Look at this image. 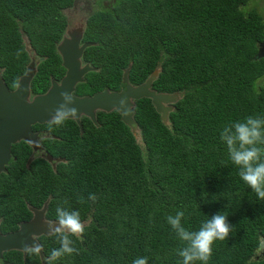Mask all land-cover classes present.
I'll return each mask as SVG.
<instances>
[{"label":"trees","instance_id":"16d2710c","mask_svg":"<svg viewBox=\"0 0 264 264\" xmlns=\"http://www.w3.org/2000/svg\"><path fill=\"white\" fill-rule=\"evenodd\" d=\"M250 1L0 0V67L10 87L25 65L18 61L25 56L23 37L46 57L36 93L48 88V76H64L56 46L72 26L67 12L92 2L78 23L81 43L92 44L81 61L95 70L77 94L120 91L130 66L131 84L160 69L152 89L179 97L168 127L142 99L135 102V136L116 112H98V125L83 122L82 133L71 121L49 132L58 137L43 143L51 162L35 159L26 167L31 147L13 148L16 160L0 177L1 231L27 220V206L50 200V219L67 201L64 206L88 223L83 236L73 238L78 254L56 264H132L137 257L178 264L183 244L167 216L184 211L181 223L197 231L205 219L226 212L232 228L226 240L213 243L208 264H264V202L239 179L220 140L225 125L264 118V58L254 60L264 20ZM40 240L45 258L59 247L50 237ZM38 258L10 252L0 264H40Z\"/></svg>","mask_w":264,"mask_h":264},{"label":"water","instance_id":"95a60500","mask_svg":"<svg viewBox=\"0 0 264 264\" xmlns=\"http://www.w3.org/2000/svg\"><path fill=\"white\" fill-rule=\"evenodd\" d=\"M74 31L78 35L75 36L76 40L71 39L74 38L71 36ZM68 34L57 46L65 75L60 82L50 81L46 93L33 97L30 89V76L18 80L10 89L0 72V173L6 171L5 167L10 160L13 145L23 141L33 149L39 148L36 142L37 135L32 131V127L48 123L53 112L62 102L60 97L62 92L70 93L73 97L71 107L77 109V118L73 120L81 131L82 125L79 121L81 116L87 117L93 125L97 126L96 114L98 112H116L120 116V121L134 136L139 134L138 124L134 120V108L135 102L142 99L150 100L155 112L160 115L161 122L169 126L168 116L173 112V106L179 97L176 94L157 93L152 89L153 83L158 79L160 69L154 70L143 83L133 85L129 81V66L122 73L123 90L121 89L119 92L104 90L89 98L75 97L73 93L76 86L83 83L85 74L94 71L89 65H83L81 61L84 50L92 44H80L84 34V26L81 23L75 25ZM258 46L257 54L254 57L255 61L264 58V49L258 48ZM260 46H264V41ZM136 139L138 138L136 137ZM46 209V203L40 210H36L38 212L35 210L32 212L33 209H31L34 215L29 223H24L14 233L5 236L0 234V260L4 253L23 252L21 241H27L30 244L33 241V236L41 234L48 236L49 222L42 219Z\"/></svg>","mask_w":264,"mask_h":264},{"label":"clouds","instance_id":"9594fccd","mask_svg":"<svg viewBox=\"0 0 264 264\" xmlns=\"http://www.w3.org/2000/svg\"><path fill=\"white\" fill-rule=\"evenodd\" d=\"M60 97L62 102L57 106L47 123L49 132L65 126L69 119L77 118V109L71 107L73 104L72 95L62 92ZM80 132L82 133L81 130ZM220 140L227 147L231 164L238 169L239 179L248 189H251L258 201L264 202V118L249 116L244 121L229 123L220 132ZM88 200L95 202V195L89 194ZM78 202L84 204L86 201L80 197ZM65 204L67 201L57 204L55 223L49 222L47 226V235L59 247L51 250L46 264H56L60 258L78 254L79 251L74 246L73 238L83 236L84 224L81 222L80 212L65 207ZM184 215V211H177L174 216L169 215L166 218L167 223L183 244V247L176 252V255L181 258L178 264H196V262L208 264L212 255L213 243L217 240H226L232 228L228 223V214L218 212L211 218L205 219L197 231H189L183 226L181 221ZM21 245L22 251L29 256L38 255L42 250V245L35 242L29 244L27 241H21ZM42 261L43 259H41ZM132 264H148V259L147 257H137L132 261Z\"/></svg>","mask_w":264,"mask_h":264},{"label":"flooded vegetation","instance_id":"af4514ba","mask_svg":"<svg viewBox=\"0 0 264 264\" xmlns=\"http://www.w3.org/2000/svg\"><path fill=\"white\" fill-rule=\"evenodd\" d=\"M258 11H259V9H257ZM81 21L83 22V19H81ZM78 22H75V23H73L72 24V26L69 28H67V33H65V35H66V37L69 35L68 34V32L70 31V30H72L73 29V26H75L76 24H77ZM75 33V32H74ZM74 33H71V36H78L77 34L76 35H74ZM64 35V36H65ZM63 38V37H62ZM61 38V39H62ZM264 41V39L260 42V43H258V48H261V49H264V46L263 47H261L260 46V44L262 43ZM61 42V41H60ZM23 44H24V50H25V56H23V58L21 59V60H18V61H21V62H24L25 63V65H24V67H22V70H21V72H19V75H17V78L15 79V83L16 82H18V80H20V79H22V78H26V77H28V76H30V80H31V82H30V89H31V93H32V95H33V97H35V96H39V95H42V94H44V93H46V91H47V89L44 91V92H39V93H36L35 92V90H34V83H35V81H37L38 83H44V81H45V78H42L41 76H45V74H40V69H41V67H42V65L44 64V62L46 61V57H43V56H40L34 49H32L31 47H29L30 45H29V43H28V41H27V39L25 38V37H23ZM59 44V43H58ZM58 44H57V46H58ZM80 44H82L81 43V41H80ZM57 46H56V51H57ZM57 53H58V51H57ZM59 54V53H58ZM256 54H257V52H256ZM60 56V55H59ZM17 61V62H18ZM84 65V64H83ZM86 65H89V64H86ZM62 66V65H61ZM90 66V65H89ZM63 68V67H62ZM92 68V67H91ZM64 69V68H63ZM94 69V68H93ZM95 70V69H94ZM125 70V69H124ZM65 71V70H64ZM0 72H1V75H2V78H3V80H4V82L6 83V85L11 89V88H13V87H10V84H9V81H7L6 79H8V78H6L5 79V67H0ZM65 75V74H64ZM86 75V74H85ZM64 77V76H63ZM62 77V78H63ZM61 78V79H62ZM61 79L59 80V81H57V82H60L61 81ZM83 79H84V77H83ZM52 80H54V81H56L55 79H53L51 76H48V81H49V83H50V81H52ZM15 83H14V85H15ZM49 83H48V87H49ZM85 83V80H84V82L83 83H81V84H84ZM79 85V84H78ZM77 85V86H78ZM77 86H76V88H75V90H74V95L75 96H77V97H92L94 94H96V93H99V92H94L93 93V95L91 94V95H89V94H86V93H82V94H77ZM79 87V86H78ZM122 90L124 89V87H122L121 88ZM121 89H120V91H121ZM105 90H109V89H105ZM76 92V93H75ZM102 92V91H101ZM113 92H119V91H113ZM98 114V113H97ZM97 114H96V117H97ZM68 121H71V122H73L74 124H76L77 125V127H78V124L73 120V119H69ZM79 121H80V123H81V125H82V132H83V122H86V121H89L90 123H92L87 117H84V116H81L80 117V119H79ZM32 131L34 132V133H36V135H37V138H36V142L38 143V146H39V148H37V149H33V147H31V151H32V153L29 155V157H28V159H27V163H26V167H29V165H30V163L32 162V161H34L35 159H44V160H47L48 162H51L53 159H52V157L50 156V155H47L46 154V149H45V147H44V145H43V143H44V140L45 139H48V138H50V139H58V137H56V136H50L51 134L49 133V131H48V128H47V124H42V125H38V126H34V127H32ZM80 131V130H79ZM23 141H21V142H18L17 144H15V145H13L12 147H11V152H10V160H11V158L13 157V155H12V150H13V148H15V147H20L21 148V143H22ZM25 143V142H24ZM28 145V144H27ZM29 146V145H28ZM48 158V159H47ZM10 160H9V162H8V164L6 165V167H5V169H6V171L5 172H3V173H0V177L2 176V175H5V174H7V167L9 166V163H10ZM13 160H16V157H13ZM57 161H60V160H58L57 159ZM59 163V162H58ZM53 166H55V165H52V167ZM46 204H47V209H46V211H45V213L43 214V221H45V222H53V223H55V220H56V214H55V216L52 218V217H50V219L49 218H47V215L49 214L48 213V211H49V203H50V200H48V201H46L45 202ZM45 203H43L42 204V206H40L39 208H36V207H32V206H27L26 208H27V211H28V213H29V217H28V219L27 220H24V221H21V222H19V223H17V228H16V230H13V229H11V230H7L6 232H2L1 231V229H0V234L1 235H3V236H5V235H7V234H10V233H14V232H16V231H18L19 229H20V227L24 224V223H29L32 219H33V215H34V213L32 214V212L35 210H40L42 207H43V205L45 204ZM31 209H33L32 210V212H31ZM36 212H38V211H36ZM82 223H84V226L85 225H87V221H83ZM1 225H2V221L0 220V227H1ZM13 227V226H12ZM47 237H49V236H45V235H39V236H33L32 237V242L30 243V244H32V243H37V244H40V245H42V243H41V240H40V238H44V239H47ZM10 252H18V251H10ZM10 252H7V253H10ZM19 253H22V255H23V258H25L26 257V254L24 253V252H19ZM4 254H6V253H4ZM4 254L2 255V259H3V256H4ZM38 259L41 261V257H43V262L44 261H46L47 260V258H45L44 257V255H43V250H41L40 251V253L38 254ZM2 259L0 260V262L2 261ZM42 263V262H41ZM40 263V264H41Z\"/></svg>","mask_w":264,"mask_h":264},{"label":"rangeland","instance_id":"374dc122","mask_svg":"<svg viewBox=\"0 0 264 264\" xmlns=\"http://www.w3.org/2000/svg\"><path fill=\"white\" fill-rule=\"evenodd\" d=\"M250 4H251L250 6L256 7L257 9H259V12L263 16V20H264V0H251ZM80 7H82L81 11L78 10ZM92 9H93L92 2H90V3L88 2L86 5H82V4L79 5L78 8L75 5V7L73 9H70L67 12V14H68V16H69V18H70V20L72 21V24H73L75 22H80L81 19L84 17L85 12L89 13Z\"/></svg>","mask_w":264,"mask_h":264},{"label":"bare ground","instance_id":"6f19581e","mask_svg":"<svg viewBox=\"0 0 264 264\" xmlns=\"http://www.w3.org/2000/svg\"><path fill=\"white\" fill-rule=\"evenodd\" d=\"M75 32V31H74ZM73 32V33H74ZM74 35H76V33H74ZM74 38H71V39H74V40H76V38H75V36H73ZM170 115V114H169ZM158 116L160 117V115L158 114ZM168 118H169V116H168ZM161 121V120H160ZM164 126H166L163 122H161ZM166 127H168V126H166Z\"/></svg>","mask_w":264,"mask_h":264}]
</instances>
